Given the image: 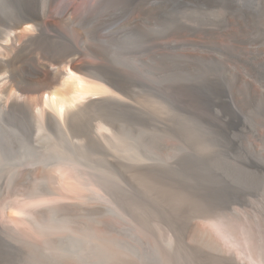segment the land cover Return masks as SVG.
<instances>
[{"label":"rangeland","instance_id":"374dc122","mask_svg":"<svg viewBox=\"0 0 264 264\" xmlns=\"http://www.w3.org/2000/svg\"><path fill=\"white\" fill-rule=\"evenodd\" d=\"M68 1L0 0V62L31 74L70 53L116 92L60 115L0 91V264H264V0ZM51 12L17 41L21 18ZM18 196L55 213L10 219Z\"/></svg>","mask_w":264,"mask_h":264},{"label":"bare ground","instance_id":"6f19581e","mask_svg":"<svg viewBox=\"0 0 264 264\" xmlns=\"http://www.w3.org/2000/svg\"><path fill=\"white\" fill-rule=\"evenodd\" d=\"M240 2H242L243 4H245V5H251L252 4V0H239ZM74 2H76V0H71V1H68V2H66V9L65 10H71L70 8L72 7V5H73V3ZM7 3V2H6ZM11 7V6H10ZM6 9H8V8H6ZM12 10V9H11ZM76 10V9H75ZM122 11V10H121ZM69 12H72V11H69ZM68 12V13H69ZM23 13V12H22ZM21 13V14H22ZM25 13V12H24ZM42 13V12H41ZM19 14V13H18ZM43 14V13H42ZM65 14V13H64ZM125 14V13H124ZM27 15V14H26ZM41 15V14H40ZM68 15H71V13L70 14H68ZM30 16V15H29ZM74 16V15H73ZM5 17V16H4ZM14 17H16V16H14ZM71 17H72V15H71ZM88 17V16H87ZM53 18H54V13L53 12H51V13H49L47 16H44L43 15V17H26L25 19H22L21 18V20L22 21H20L19 23H18V21H17V23H18V25H17V27L19 28V30H15V32H17V41L19 42L20 40H22V39H24V38H29V37H32V36H34V34H39V33H42L43 31H45V30H43V28L41 27L40 29H38L37 30V25H38V22L39 21H42V22H52V20H53ZM92 18H94V17H92ZM96 18V17H95ZM101 18V17H100ZM8 19V18H7ZM18 19V18H17ZM38 19H40V20H38ZM85 20V19H84ZM116 20V19H115ZM88 21V20H87ZM102 22H104V20L102 21ZM116 22V21H115ZM15 23H16V20H15ZM93 23V22H92ZM101 23V22H100ZM13 24V23H12ZM82 24V23H81ZM95 24H97L98 25V23H95ZM111 24V23H110ZM89 25V24H88ZM101 25V24H100ZM99 25V26H100ZM16 26V25H15ZM108 26V25H107ZM10 27V26H9ZM14 27V26H13ZM12 27V28H13ZM77 27H79V26H77ZM85 27V26H84ZM89 27V26H88ZM117 27V26H116ZM93 28V27H92ZM91 28V29H92ZM102 28V27H101ZM111 28H114L113 26H109L108 28H107V30H105V32L106 31H108V30H110ZM120 28V27H119ZM79 29V28H78ZM89 29V28H88ZM115 29V28H114ZM93 30V29H92ZM91 30V31H92ZM97 30V29H96ZM118 30V29H117ZM83 31V30H82ZM15 32H13V34H14V36H15ZM47 32V31H46ZM79 32H81V31H79ZM87 32V31H86ZM94 32V31H93ZM99 33H101L100 31H98ZM115 32H117V31H115ZM115 32L113 33V34H115ZM108 33V32H107ZM122 33V32H121ZM91 34V33H90ZM98 34V33H97ZM109 34V33H108ZM113 34H111V35H113ZM129 34V33H128ZM55 35V34H54ZM87 35V34H86ZM85 35V36H86ZM103 35H104V33H103ZM106 35V34H105ZM104 35V36H105ZM119 35V34H118ZM89 36V35H88ZM101 36V35H100ZM130 36V35H129ZM48 37V36H47ZM93 38H94V36H92ZM97 37V36H96ZM95 37V38H96ZM98 37H99V35H98ZM102 37V36H101ZM117 37V36H116ZM119 37V36H118ZM117 37V38H118ZM124 37V36H123ZM127 37V36H126ZM134 37V36H133ZM92 38V39H93ZM104 38V37H103ZM106 38H107V36H106ZM112 38V37H111ZM121 38V37H120ZM131 38H132V36H131ZM56 39V38H55ZM100 39V38H99ZM98 39V40H99ZM105 39V38H104ZM103 39V40H104ZM115 39V38H114ZM138 39V38H137ZM29 40V39H28ZM59 40H61V39H59ZM109 40V39H108ZM129 41H131L130 39H128ZM138 40H141V39H138ZM50 41V40H49ZM54 41V40H53ZM65 41V40H64ZM110 41V40H109ZM112 41H114L113 40V38H112ZM119 41V40H118ZM117 41V42H118ZM123 41V40H122ZM5 42H11V32H9V34H7V38H5ZM23 42H24V40H23ZM56 42V41H55ZM105 42V41H104ZM103 42V43H104ZM116 42V41H115ZM12 43H13V41H12ZM27 43V42H26ZM30 43V42H29ZM108 43V42H107ZM110 43H111V41H110ZM133 43H134V45H133ZM137 43V42H136ZM143 43V42H142ZM21 44V43H20ZM22 44H24L25 45V43H22ZM51 44V43H50ZM53 44H54V42H53ZM105 44V43H104ZM113 44H114V42H113ZM121 43H119V45H120ZM123 44V43H122ZM121 44V45H122ZM140 44V41H139V43H137V45H139ZM10 45V44H9ZM58 45L59 44H57V47H58ZM107 45V44H106ZM112 44H110V46H111ZM117 46H118V44H116ZM129 45H131V43L129 44ZM132 45L133 46H135L136 44H135V42L133 41L132 42ZM65 46V45H64ZM78 46V45H77ZM123 46V45H122ZM122 46H120V47H122ZM4 47V46H3ZM7 47V46H6ZM11 47V46H10ZM18 47V46H17ZM20 47V46H19ZM128 47V46H127ZM130 47H132V46H130ZM14 48H16V46L14 47ZM26 48H28V46L26 47ZM32 48H33V46H32ZM113 48V47H112ZM119 48V47H118ZM126 48V47H125ZM124 48V49H125ZM6 49H8V48H6ZM20 49V48H19ZM23 49V48H22ZM73 49V48H72ZM115 49V48H114ZM120 49V48H119ZM133 49H135V47L133 48ZM31 50V49H30ZM28 50L30 53H31V51H33V50ZM127 50V49H126ZM14 51V50H13ZM21 51V50H20ZM35 51V50H34ZM40 51V50H39ZM57 51V50H56ZM59 51V50H58ZM119 51H121V50H119ZM28 52V53H29ZM76 52V51H75ZM123 52V51H122ZM129 51H127V53H128ZM132 52V51H131ZM13 52H11V54H12ZM20 53V52H19ZM43 53V52H42ZM66 53V52H65ZM2 54V53H1ZM129 54H130V52H129ZM132 54V53H131ZM130 54V55H131ZM10 55V54H9ZM19 55V54H18ZM46 55V54H45ZM44 54H41V56H39V54H37V57L35 58V60L33 61V65H36V68H35V70L30 74L29 72H27V70L21 65V63H20V60H19V57H8L7 55H4V53H3V56L4 57H6V59L7 58H9V59H5L6 60V62H0V91L1 92H3V94H7V93H9V94H11L12 95V97L14 96V94L15 93H17V91L21 94H23V92L25 93V91L26 90H28V89H32L33 91H31L32 93H34L35 95H33L34 96V98H35V100H34V102L35 101H40L41 103H42V98H44V100H43V102L45 103V104H57V106H58V110H59V114L61 115V113H63L65 110H70V109H72L74 106H77L78 104H80L81 105V103H83V102H91V103H93V102H99V104H100V101H103V99H104V101H105V96H108L107 94H111L112 96H113V94H115V88H117V86H113L112 85V83H110V82H108V81H98V80H94V79H92V78H90L89 76V73L86 71V69H87V67H86V64H85V62L80 58V57H75V56H71V54L69 53V54H66V56L65 57H63V58H60V59H51V58H49V57H46ZM54 55V54H53ZM74 55V54H73ZM29 56H30V54H29ZM55 56V55H54ZM76 56H78V55H76ZM3 57V58H4ZM121 57V56H120ZM22 59V58H21ZM33 60V59H32ZM128 60V59H127ZM32 63V62H31ZM30 69H32V68H30ZM116 70V69H115ZM118 71H119V69H117ZM9 71L11 72V75H9ZM113 72H114V70H113ZM121 72V71H120ZM53 73H55V75L53 76ZM111 73H112V70H111ZM110 73V71H109V74H111ZM116 74V71H115V73L113 74V75H115ZM118 75H119V73H117ZM121 74V73H120ZM113 75H112V77H113ZM117 75V76H118ZM23 76H30V78L32 79V78H34L35 77V79H33V80H31L30 79V83H29V86H25V85H23V84H21L20 83V79L23 77ZM122 76V75H121ZM114 78H120V76L119 77H114ZM107 80V79H106ZM120 80V79H119ZM116 81H117V79H116ZM121 82V81H120ZM119 86V85H118ZM115 87V88H114ZM16 92H15V91ZM118 90V89H117ZM30 92V91H29ZM28 92V93H29ZM27 93V94H28ZM30 94V93H29ZM44 95H45V97H44ZM117 95L118 94H116V97H117ZM6 96V95H5ZM5 96H2L3 97V99H5L4 97ZM8 96V95H7ZM18 96V95H17ZM29 96H32V94L31 95H29ZM32 96V97H33ZM19 97V96H18ZM22 97V96H21ZM20 97V98H21ZM25 97V96H24ZM108 97H110V96H108ZM13 98H16L15 96L13 97ZM29 98V97H28ZM112 97H110V99H111ZM2 98L0 99V100H3ZM27 99V98H26ZM25 99V100H26ZM108 99V98H107ZM114 99V98H113ZM22 100V99H21ZM109 100V99H108ZM120 100V99H119ZM118 100V101H119ZM27 101H29V100H27ZM114 100H111V102L110 103H112ZM118 101H114V102H118ZM121 101H122V99H121ZM7 102V101H6ZM10 102V101H9ZM15 102H17L16 100H15ZM13 103V102H12ZM102 103V102H101ZM124 103V102H123ZM55 104V105H56ZM98 104V105H99ZM107 104V103H106ZM116 104H118V103H116ZM115 104V105H116ZM120 104H122V103H120ZM125 104V103H124ZM11 105V104H10ZM13 105V104H12ZM18 105V104H17ZM20 105V104H19ZM85 105V104H84ZM92 105H94V104H92ZM97 105V104H96ZM21 106V105H20ZM19 106V107H20ZM88 106H89V104H88ZM91 106V105H90ZM103 106V105H102ZM121 106V105H120ZM78 107V106H77ZM76 107V108H77ZM81 107V106H80ZM93 107V106H92ZM95 107V106H94ZM104 107H107V106H104ZM114 107V106H113ZM75 107H74V109H76ZM79 108V107H78ZM99 108H100V106H99ZM103 108V107H102ZM109 108V107H108ZM107 108V109H108ZM112 108V107H111ZM116 108H117V106H116ZM7 109H9V108H7ZM105 109V108H104ZM113 109H115V108H113ZM122 109H124V108H122ZM9 110H11V109H9ZM15 110H17V109H15ZM21 110V109H20ZM103 110V109H102ZM126 110V109H125ZM8 111V110H7ZM107 110H105V112H106ZM111 111V110H110ZM113 111H115V110H113ZM120 110H118V112H119ZM124 111V110H123ZM10 112V111H9ZM14 112V111H13ZM117 112V111H116ZM8 113V112H7ZM106 113H108L109 114V112H106ZM113 113V112H112ZM127 113V112H126ZM21 114V113H20ZM9 115H10V113H9ZM17 115H19V114H17ZM127 115V114H126ZM125 115V116H126ZM10 117V116H9ZM17 117H19V116H17ZM132 118V117H131ZM130 118V119H131ZM8 120V119H7ZM3 121V120H2ZM6 121V120H5ZM9 121H11V123H16L17 122V119H16V117H14V116H11V118H10V120ZM16 121V122H15ZM20 120H18V122H19ZM7 123V122H6ZM10 123V124H11ZM9 124V125H10ZM12 124V125H13ZM7 125V124H6ZM9 125H7V126H9ZM20 125V124H19ZM18 125V126H19ZM4 126V125H3ZM15 126V125H14ZM21 126V125H20ZM10 128H11V126H9ZM9 128V129H10ZM16 128V127H15ZM21 128V127H20ZM4 129V128H3ZM11 129H13V128H11ZM1 130H2V128H1ZM5 130H8V128L7 129H5ZM81 130V129H80ZM5 132V131H4ZM8 132V131H7ZM2 133V132H1ZM63 133V132H62ZM4 134V133H3ZM2 135V134H1ZM5 135V134H4ZM3 136V135H2ZM1 137V136H0ZM5 138V137H4ZM73 166V165H72ZM74 166H75V164H74ZM73 166V167H74ZM77 166V165H76ZM55 170H57V172H59V178H65V176H67V172H69V170H67V168H65V170H63V168H61V166H57V168H55ZM79 170H80V168H79ZM78 170V171H79ZM83 170V169H82ZM74 171V170H73ZM84 171V170H83ZM72 172V171H71ZM82 172V171H81ZM86 172V171H85ZM33 173H35V172H33ZM70 173V172H69ZM76 173V172H75ZM84 172H82V174H83ZM70 174H72L73 175V178H74V174L73 173H70ZM79 174H81L80 172H78V175ZM81 174V175H82ZM84 174H86V173H84ZM39 175V174H38ZM80 175V176H81ZM58 176V175H57ZM85 176V178H86V176L87 175H83V177ZM89 176V175H88ZM91 176V175H90ZM29 178V177H28ZM53 178V177H52ZM55 178H57L56 176H55ZM84 178V179H85ZM90 178V177H89ZM83 179V178H82ZM37 180V179H36ZM67 180V179H66ZM68 180H70L71 182H69L70 184L69 185H75L76 183H74V181H72L71 179H68ZM92 180L93 179H91V181L90 180H88V181H90L91 183H92ZM30 181H31V179H30ZM39 181V180H38ZM55 181H57V180H55ZM55 181L54 182H52V183H55ZM61 180H59V182H60ZM85 181L87 182V180L85 179ZM41 182V181H40ZM40 182H38V183H40ZM76 182V181H75ZM84 182V181H83ZM10 183V182H9ZM66 183V182H65ZM79 183V182H78ZM81 184H82V180H81V182H80ZM79 183V184H80ZM26 184V183H25ZM31 184V183H30ZM36 184H37V182H36ZM61 184V183H60ZM60 184H58V185H60ZM63 184H64V182H63ZM68 184V183H67ZM67 184H65V185H67ZM10 185V184H9ZM64 185V186H65ZM92 186V184H89V186ZM94 185V184H93ZM243 185V184H242ZM17 187H18V185H16ZM23 186V185H22ZM25 186V185H24ZM30 186V185H29ZM33 186H35V183H34V185ZM37 187H38V185H36ZM61 186V185H60ZM76 186V185H75ZM97 186V185H96ZM12 187V186H11ZM10 187V188H11ZM21 187V186H20ZM93 187V186H92ZM24 188V187H23ZM30 188V187H29ZM32 188V187H31ZM31 188L29 189V190H31ZM34 188V187H33ZM76 188V187H75ZM95 188V187H94ZM7 189V188H6ZM25 189V188H24ZM72 189V188H71ZM98 189V188H97ZM76 190H77V188H76ZM80 190V189H79ZM78 190V191H79ZM81 190H83V188L81 189ZM80 190V191H81ZM99 190V189H98ZM97 190V191H98ZM14 191V190H13ZM18 191V190H17ZM16 191V192H17ZM34 191H35V189H34ZM34 191H32V192H34ZM23 192V191H22ZM36 192V191H35ZM96 193H98V192H96ZM100 193V192H99ZM96 195V194H95ZM101 195H103V194H101ZM22 197V196H21ZM98 197H100V196H98ZM23 198V197H22ZM6 201V200H5ZM9 201V200H8ZM4 203V202H3ZM5 204V206H6V208H7V211H6V213H7V216L9 215L10 216V219H15V215L18 213H25V212H27V214H28V218H29V223H31L32 224V226L33 225H35V224H39V223H41L42 221H44L45 220V218H47V217H49V216H51V215H53L54 213H55V210H54V208L52 209V207L51 208H47L46 210L44 209V210H37V209H33L32 207H30V204H32V203H30V202H27V200L26 199H20L19 198V196H18V198H14V199H11V201H9V202H5L4 203ZM3 204V205H4ZM4 207V206H3ZM3 207H1V208H3ZM5 210V209H4ZM5 212V211H4ZM5 213V214H6ZM21 215H24V214H21ZM4 216V215H3ZM20 216V215H19ZM19 219V218H18ZM21 219V218H20ZM18 220V221H21V220ZM28 220V219H27ZM22 222V221H21ZM19 223V222H18ZM17 223V224H18ZM15 224H16V222H15ZM20 224V223H19ZM29 225V224H28ZM29 226H31V225H29ZM28 228H30L31 229V227H28ZM33 228V227H32ZM41 231H42V229H40ZM43 234V231H42V233H41V235ZM45 234V233H44ZM43 234V235H44ZM38 235V234H37ZM45 236V235H44ZM39 237V236H38ZM45 238V237H44ZM44 238H43V240H44ZM47 238V237H46ZM45 238V239H46ZM37 240H39V239H37ZM42 240V239H41ZM39 242V241H38ZM45 242V241H44ZM40 243V242H39ZM31 244V243H30ZM13 245H14V243H13ZM32 245V244H31ZM41 246V245H40ZM10 247H11V245H10ZM7 248H9V244L7 243V242H5V240L4 241H1L0 240V252H2V253H5L6 251H8V249ZM12 249V248H11ZM12 251H13V249H12ZM11 251V252H12ZM21 251V250H20ZM10 252V253H11ZM9 253V254H10ZM13 253H14V251H13ZM20 253H22V252H20ZM12 255V254H11ZM14 255V254H13ZM23 255V254H22ZM21 255V256H22ZM9 256V255H8ZM21 256H19V257H21ZM12 257V256H11ZM18 256H14L13 258H17ZM1 259H2V256L0 257ZM23 259V258H22ZM22 259H20V261L22 260ZM15 260V259H14ZM18 260V259H17ZM11 261V260H10ZM12 262H14V261H12ZM18 262V261H17ZM16 263V262H15Z\"/></svg>","mask_w":264,"mask_h":264}]
</instances>
